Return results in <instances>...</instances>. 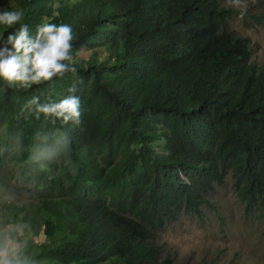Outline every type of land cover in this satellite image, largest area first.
<instances>
[{
  "label": "trees",
  "instance_id": "trees-1",
  "mask_svg": "<svg viewBox=\"0 0 264 264\" xmlns=\"http://www.w3.org/2000/svg\"><path fill=\"white\" fill-rule=\"evenodd\" d=\"M237 2L0 0V12L24 10L0 36L45 23L73 35L63 76L0 78L5 264H175L163 234L218 214L210 198L229 177L245 216L264 221V66L232 29ZM69 95L78 123L30 103Z\"/></svg>",
  "mask_w": 264,
  "mask_h": 264
},
{
  "label": "rangeland",
  "instance_id": "rangeland-1",
  "mask_svg": "<svg viewBox=\"0 0 264 264\" xmlns=\"http://www.w3.org/2000/svg\"><path fill=\"white\" fill-rule=\"evenodd\" d=\"M233 9L237 11V18L232 22V29L251 40L253 60L264 66V22L258 25L249 21L251 25L248 27L244 19L262 15L264 20V0H239ZM83 54L88 57L90 51ZM21 193L25 199V191L13 190L18 197L16 201ZM210 200L219 210L218 214L213 209L204 208L202 219L182 216L163 234L162 243L175 255V264H201L205 261L211 264H264V222L257 217L245 216L233 188V179L229 177L224 186L217 187ZM6 251L2 252L0 260L7 258L9 252Z\"/></svg>",
  "mask_w": 264,
  "mask_h": 264
},
{
  "label": "clouds",
  "instance_id": "clouds-1",
  "mask_svg": "<svg viewBox=\"0 0 264 264\" xmlns=\"http://www.w3.org/2000/svg\"><path fill=\"white\" fill-rule=\"evenodd\" d=\"M23 17V9L2 11L0 25L11 28L19 24ZM72 40V28L68 24L45 23L37 27L34 37L29 34V26L21 24L18 30L0 36V41L3 42V47H0V78L10 84L30 87L63 76L69 70V65L64 62L72 59ZM71 71L75 72L76 69L73 67ZM69 91L73 92L75 89L70 88ZM38 99L36 97L30 101L36 105L37 112L63 117L65 122H79V97L69 95L58 103L43 104L38 103ZM0 264H5V261L0 260Z\"/></svg>",
  "mask_w": 264,
  "mask_h": 264
}]
</instances>
